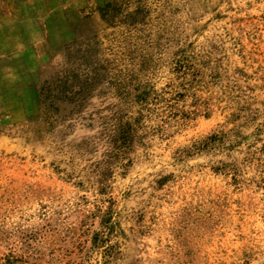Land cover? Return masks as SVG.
<instances>
[{"label":"rangeland","instance_id":"obj_1","mask_svg":"<svg viewBox=\"0 0 264 264\" xmlns=\"http://www.w3.org/2000/svg\"><path fill=\"white\" fill-rule=\"evenodd\" d=\"M0 264H264V0H0Z\"/></svg>","mask_w":264,"mask_h":264}]
</instances>
